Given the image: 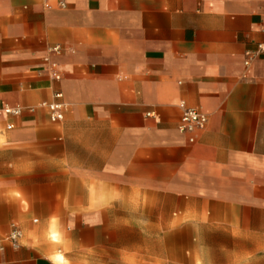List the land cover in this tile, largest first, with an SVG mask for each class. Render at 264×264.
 <instances>
[{
  "label": "crops",
  "instance_id": "0c3cea01",
  "mask_svg": "<svg viewBox=\"0 0 264 264\" xmlns=\"http://www.w3.org/2000/svg\"><path fill=\"white\" fill-rule=\"evenodd\" d=\"M263 22L264 0H0V106L22 108L0 264H264ZM182 103L208 117L193 143Z\"/></svg>",
  "mask_w": 264,
  "mask_h": 264
},
{
  "label": "built area",
  "instance_id": "2783aa9c",
  "mask_svg": "<svg viewBox=\"0 0 264 264\" xmlns=\"http://www.w3.org/2000/svg\"><path fill=\"white\" fill-rule=\"evenodd\" d=\"M264 32V22L262 24ZM52 51L56 54L61 53L60 47H55ZM264 56V41L257 45V48L254 51H249L245 55V66H250L251 63L259 58ZM51 77L55 81L61 80V74L58 70V65L56 63H51ZM61 94L56 95L57 99H61ZM183 114L180 121L179 130L182 133L189 134L191 136L190 142H194L195 139L193 135L197 132L205 130L208 124V117L204 113L200 112L197 109L187 108L184 103H182ZM43 107H46L49 110L50 118L53 122L61 121L64 117V105L61 102H54L51 104H43ZM22 113L21 107H11V106H0V115L5 116H19ZM8 129L11 130L12 126H8ZM21 238V232L18 229H14L11 235L7 238V241L14 246H18L19 240Z\"/></svg>",
  "mask_w": 264,
  "mask_h": 264
}]
</instances>
